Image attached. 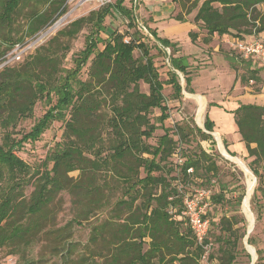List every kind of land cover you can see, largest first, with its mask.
<instances>
[{"label":"trees","instance_id":"16d2710c","mask_svg":"<svg viewBox=\"0 0 264 264\" xmlns=\"http://www.w3.org/2000/svg\"><path fill=\"white\" fill-rule=\"evenodd\" d=\"M21 1H2L0 27L11 23ZM132 1L113 0L74 20L59 34L72 39L84 26L90 27L73 67L61 69V75L55 72L54 76L53 57H36L40 49L21 69L8 67L0 72V250H9L5 254L8 260L18 256L25 264H39L26 260L27 250L43 244L56 264H200L203 248L183 214L185 197L198 190L210 192L204 216L209 233L204 245L211 244V239L215 242L220 264H233L240 253L238 248L248 231L240 214L245 182L232 189L219 183L220 168L213 154L198 144L190 151L178 147L193 142L196 136L200 141H212V137L194 121L183 120L174 132L166 127L170 115L164 87H170L173 101H182L183 90L192 93L189 65L186 58L175 56L176 45L143 25L159 46L170 51L168 79H160L145 44L149 37L138 27ZM173 2L180 6L175 20L192 21L205 33V44L214 35L244 39L254 31L264 34V0ZM194 9V18L187 19ZM107 18L123 19L133 32L112 30L105 24ZM49 23L44 16L34 17L28 36ZM190 37L194 42L197 35L191 33ZM20 42L23 40L11 43L8 49ZM135 51L140 54L137 58ZM229 62L234 69L236 61ZM242 62L248 75L240 78L241 83L245 78L258 90L264 85L259 75L262 67L253 60ZM84 70L86 80L80 78ZM140 83L148 87L147 94L141 92ZM44 99L47 111L16 139L19 123L32 118L35 104ZM233 116L247 150L248 162L243 163L256 179L250 208L258 223L264 209V105H241ZM53 122H61L64 137L47 154L45 168L35 172L16 151L38 142ZM158 130L163 133L154 137ZM204 130H213L208 119ZM75 171H80L82 181L69 176ZM28 188L32 191L26 195ZM63 194L69 197L73 212L57 226L56 200ZM217 212L221 213L219 219L214 217ZM76 229L85 231L83 242L74 239ZM250 234L246 243L255 249V264H264V249L258 248Z\"/></svg>","mask_w":264,"mask_h":264},{"label":"rangeland","instance_id":"374dc122","mask_svg":"<svg viewBox=\"0 0 264 264\" xmlns=\"http://www.w3.org/2000/svg\"><path fill=\"white\" fill-rule=\"evenodd\" d=\"M3 0H0V13L2 12V3ZM79 0H22L18 9L16 10L15 14L12 17V21L7 26H1L0 27V52L3 50H6L4 55L2 57H5L8 55L12 48L8 49L11 43H16L19 40L26 41L30 37L28 36V27L30 21L36 17V16H44L50 20V23L48 24L49 27L53 25L56 21H58L61 17L68 15L66 20L59 25V27L51 32V36L48 38V40L40 46L37 50L39 52L37 53V56H51L54 59V76L56 72V76L62 74L63 68L70 69L73 67V58L83 49L84 47V40L85 37L90 33V27L84 26L76 35L74 38H69L66 36H60L59 34L65 31L71 22H73L76 19H79L81 17L87 16L91 11H96L99 7L95 3H88L85 4L79 8H76L77 3ZM178 3V2H177ZM201 3H198V6H200ZM178 8L179 3L177 4ZM130 6V5H129ZM139 8V7H138ZM180 9V8H179ZM63 10L62 15L59 13ZM197 10H192L191 14L187 16V19L192 20L194 16L196 15ZM138 22L145 25V22L140 18L139 15V9H137L135 13ZM105 24L107 27H110L112 30H115L119 33H128L129 35L133 32L132 29H129L127 26V22L123 19H110L107 18L105 20ZM54 30V29H53ZM228 35H224L221 37L227 38ZM105 38V36H103ZM220 40H215V44H219ZM21 43V42H20ZM145 44L147 45L150 54L153 56L154 65L160 75V79L162 81H165L168 79V64L166 62L167 55L164 53V51L160 48L159 44L150 38H147L145 40ZM221 45H223L221 43ZM99 49H102V45L98 46ZM8 49V50H7ZM36 50V51H37ZM206 53L210 54L211 50H207ZM207 54V55H208ZM218 54L232 56V58L236 61V65L234 69H231L236 74V78L241 80L240 78L243 76L248 75V71H246V65L242 62L243 59L240 57H237L236 55L232 54V52H228V47L226 44L224 46L220 47V51ZM140 54L138 51L134 52V57H139ZM32 56L31 58H33ZM29 56L25 59H23L20 63H15L9 66L11 69H21L27 61H30L31 59ZM244 61V60H243ZM1 63V62H0ZM257 66L262 67V74L259 75L262 76L264 79V62H256ZM88 68V65L86 66ZM181 76V75H180ZM183 78V76H181ZM180 77V84L184 87V80H181ZM80 78L83 80H86L87 78V71H83L80 74ZM245 78H242L241 85L248 86V87H255L248 81L244 80ZM233 83V82H232ZM222 84H225L223 82ZM140 90L141 92L147 94L148 93V87L140 83ZM240 84L237 89H235V93L239 92L242 93L240 87H242ZM255 89V88H254ZM163 94L165 96V103L168 105L169 108V115L170 118L167 121L166 127L172 129V131H175V126L178 123H181L183 120H186V122L197 121V117L201 113V109L198 111L197 116V109L192 107L193 101H195V98H190V102L184 101H173L170 100L169 95H171L170 87L165 86ZM192 101V103H191ZM55 101H52L50 104L51 106L54 104ZM47 101L44 100H38L35 104L34 110H33V116L32 118H29L27 120L21 121L19 125L17 126L15 130L14 137L16 139H19L22 134H25L29 131L31 126L35 123V121L41 117L48 109ZM157 115L158 113L155 112ZM204 112L201 115V126L200 129L204 132L209 134L212 137V141H200L199 136H196V140L193 142H190L188 144H179L180 149H185L184 151H190L191 149L195 148L198 144L202 149L206 152V150L210 151V154H213L212 157L216 160L217 166L220 168V174L218 176V182L219 183H227L229 188H233L234 185L236 186L238 183L245 182L246 192H245V198L247 197V190L249 187L254 190L256 187V182H254L253 176L247 171L246 166L247 164V158H245L243 161L237 158L232 160L228 158L226 155H224L226 158H224L219 150H218V143L219 141L214 140V138L217 139V137L213 136L212 132H206L203 128V121H204ZM153 120V119H152ZM198 122L200 123L199 117ZM196 125V124H195ZM64 127L62 126L61 122H53L50 126V128L43 134L41 139L38 142L35 143H28L23 146V149L21 151H16V154L24 160V162L29 165V167L34 170L35 172L37 169H44L45 168V159L47 154L51 151L54 144L61 141L63 139L64 135ZM163 132L161 130H158L154 137H158ZM2 131L0 130V144L2 141ZM173 136V133H171ZM104 137V136H103ZM174 139H177V137L173 136ZM153 143V139L151 140ZM220 145V144H219ZM104 151V150H100ZM91 157V156H89ZM176 160V159H175ZM241 162V163H240ZM244 162V163H243ZM50 167V165L48 164ZM243 173L240 174V171ZM231 174H235L234 178L231 176ZM101 175H105V173H101ZM172 175H175L172 174ZM70 177L76 182L82 181L83 178H81L80 171H75L71 174H69ZM95 177L100 176V174H95ZM183 184L182 182L179 183V185ZM204 187L206 185H203ZM248 187V188H247ZM32 191L31 188H28L25 192L26 195H29ZM253 193V191H252ZM251 196L249 198L248 206L246 209H244V200L243 205L241 204L240 207V214L244 217L246 223V230H250L253 227V231L250 234L254 240L256 241L258 248L264 249V209L261 220L256 223L255 222V216L251 211L250 206V200ZM56 204L59 205L58 208V215L56 217V224L57 226L63 225L66 221H68L71 216L73 209L70 205L69 197L66 194H63L61 198H57ZM248 214V215H247ZM215 218L219 219L221 217V213L217 212L214 216ZM251 217V218H250ZM250 221L252 223H250ZM241 227V225H240ZM74 239L77 241H84L86 239V233L83 229H76V232L74 234ZM211 239V238H210ZM246 238L243 239L241 246L238 248L240 250V253L238 257L236 258L235 262L233 264H255L257 260L256 252L255 255H252V246L251 248H248L245 246L244 241ZM212 243L210 246V249L204 254V259H201L200 264H220L219 263V254L217 253V246L215 245V242L211 239ZM242 249H245V252H242ZM254 249V248H253ZM255 250V249H254ZM9 250L7 248L0 250V264H25V262L19 258L18 256H13L12 260H8L5 257V254ZM250 251V252H249ZM28 255L26 256V260H32V261H38L39 264H56V259H52L48 253V251L44 248L43 244L35 245L31 249L29 248L27 250ZM246 253V254H245ZM250 255V259L246 255ZM210 255V257H209Z\"/></svg>","mask_w":264,"mask_h":264},{"label":"crops","instance_id":"0c3cea01","mask_svg":"<svg viewBox=\"0 0 264 264\" xmlns=\"http://www.w3.org/2000/svg\"><path fill=\"white\" fill-rule=\"evenodd\" d=\"M138 7L140 18L147 28L154 30L158 37L176 45V57L187 59L192 93L183 90L182 102H190V98H195L194 103L192 101L191 103L192 107L197 109V116L198 111L202 110L198 116L200 123L198 117L197 121L195 120L196 126L200 128L201 115L204 112L203 128L206 119L213 124V136L217 137L214 140L219 141L217 147L220 154L224 157L219 144L229 157L243 161L247 158V150L238 134L233 112L241 105L263 106L264 85L259 86L258 90L255 87L254 89L241 85V81L231 70L233 68L229 59H233L232 56L218 54L220 47L224 46L222 39L214 35L209 43H203L205 33L201 32L192 21L175 20L180 9L173 0H139ZM191 33L197 35L194 42L191 41ZM220 39V43L215 44V40ZM207 50H211V53H206ZM228 52L231 51L228 49ZM180 75L178 73L179 79L182 76ZM181 80L184 79L181 77ZM223 82L225 84H222ZM239 84L242 86L240 89L243 88L241 94L240 90L237 93L234 92ZM206 152L210 151L206 150Z\"/></svg>","mask_w":264,"mask_h":264},{"label":"built area","instance_id":"2783aa9c","mask_svg":"<svg viewBox=\"0 0 264 264\" xmlns=\"http://www.w3.org/2000/svg\"><path fill=\"white\" fill-rule=\"evenodd\" d=\"M113 0H79L76 8H79L88 3H95L98 7H103L107 4L112 3ZM139 6V0H133L131 7L134 9L135 13ZM68 15H65L59 20L53 23L51 27L48 25L34 34L32 37L24 42L17 43L13 46L11 52L5 57L0 58V72L8 68L10 65L15 63H20L23 59L32 55L40 46H42L48 38L51 36V32L57 24H62ZM59 27V26H58ZM138 27L145 34V36L152 39L149 35L147 29L138 22ZM251 38H236L228 35L227 38H223L222 42L227 45L228 49L236 53L244 61L253 60L256 62H264V34L252 33ZM127 42V39L125 40ZM167 57L170 54L168 48L161 47ZM169 65L168 58L166 60ZM192 170H188L191 173ZM209 191L198 190L192 195L186 196L183 201L184 206V218L186 219L187 225L196 241V243L203 248L204 254L210 249L211 244L204 245L205 240L209 233V222L204 218L206 215V210L209 206ZM204 254L202 259H204ZM12 260V259H9Z\"/></svg>","mask_w":264,"mask_h":264},{"label":"bare ground","instance_id":"6f19581e","mask_svg":"<svg viewBox=\"0 0 264 264\" xmlns=\"http://www.w3.org/2000/svg\"><path fill=\"white\" fill-rule=\"evenodd\" d=\"M58 26H59V24H57L55 27H54V30L55 29H57L58 28ZM204 104V103H203ZM219 147H220V151H221V153L223 154V155H226L227 157H229L228 156V154H226L225 153V151L222 149V147H221V145H219ZM225 157V156H224ZM226 158V157H225ZM229 158H231V157H229ZM227 159V158H226ZM232 159V158H231ZM232 160H234L235 161V159H232ZM241 163V162H240ZM247 169V168H246ZM247 171L249 172V170L247 169ZM250 173V172H249ZM251 174V173H250ZM252 175V174H251ZM253 176V175H252ZM254 178V177H253ZM248 188V187H247ZM252 188L251 187H249L248 188V190H247V197H246V199L244 200V209H246V207L248 206V202H249V198H250V195L252 194ZM248 215V214H247ZM251 218V217H250ZM250 223H252L251 221H250ZM252 229V228H251ZM249 230V229H248ZM249 250V249H248Z\"/></svg>","mask_w":264,"mask_h":264},{"label":"water","instance_id":"95a60500","mask_svg":"<svg viewBox=\"0 0 264 264\" xmlns=\"http://www.w3.org/2000/svg\"><path fill=\"white\" fill-rule=\"evenodd\" d=\"M254 182H256V179H255V178H254ZM252 230H253V227H252V229H250V230L247 231V236H246V238H247L248 235L252 232ZM244 244H245V246L247 247V249H248V248H251L250 246L247 245V243H246V239H245ZM249 252H250V251H249ZM250 254L252 255L251 257L253 258V255H255V250H254L253 248H252V253L250 252Z\"/></svg>","mask_w":264,"mask_h":264}]
</instances>
